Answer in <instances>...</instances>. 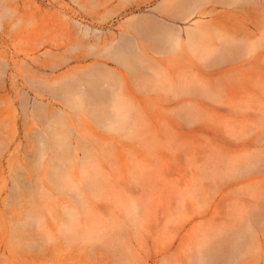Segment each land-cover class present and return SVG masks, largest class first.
Listing matches in <instances>:
<instances>
[{
    "label": "rangeland",
    "instance_id": "374dc122",
    "mask_svg": "<svg viewBox=\"0 0 264 264\" xmlns=\"http://www.w3.org/2000/svg\"><path fill=\"white\" fill-rule=\"evenodd\" d=\"M0 264H264V0H0Z\"/></svg>",
    "mask_w": 264,
    "mask_h": 264
},
{
    "label": "bare ground",
    "instance_id": "6f19581e",
    "mask_svg": "<svg viewBox=\"0 0 264 264\" xmlns=\"http://www.w3.org/2000/svg\"><path fill=\"white\" fill-rule=\"evenodd\" d=\"M73 106V105H72ZM121 125V124H120Z\"/></svg>",
    "mask_w": 264,
    "mask_h": 264
}]
</instances>
